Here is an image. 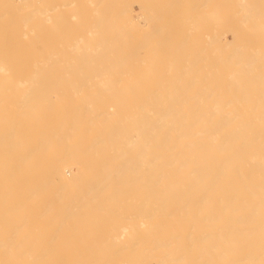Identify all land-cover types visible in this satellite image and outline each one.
Here are the masks:
<instances>
[{"label":"bare ground","instance_id":"bare-ground-1","mask_svg":"<svg viewBox=\"0 0 264 264\" xmlns=\"http://www.w3.org/2000/svg\"><path fill=\"white\" fill-rule=\"evenodd\" d=\"M193 1L0 0V264H264V0Z\"/></svg>","mask_w":264,"mask_h":264},{"label":"rangeland","instance_id":"rangeland-1","mask_svg":"<svg viewBox=\"0 0 264 264\" xmlns=\"http://www.w3.org/2000/svg\"><path fill=\"white\" fill-rule=\"evenodd\" d=\"M193 1V0H192ZM194 2V1H193ZM139 4L140 3H135L134 5H133V11H134V8H135V11H137V12H134V13H132V16H133V19L134 20H137V24H138V22L141 20V24H143V26L141 25V26H139L138 25V27H140V28H143V29H139L138 30V32L136 33V35H138V37H140L139 39H141V40H144L145 41V38H146V36L148 35V33L149 32H152V31H154L153 29H155L156 27H160L159 25H161V24H163L165 21H163V20H167V19H169V20H171V18H170V14H166V17L164 18L163 16H162V18H159V20H151L152 21V23H151V21L150 22H147V19H145V17H143V20H142V16H143V14L142 13H144L143 12V10H141V8L139 7ZM193 5H194V3H193ZM141 6V5H140ZM140 9V10H139ZM193 11L191 12H189L188 13V9L187 10H183L182 12H181V15L180 14H178L177 16H176V18H173V19H176V22L177 23H181L183 20H184V17L185 16H188V15H192V13L193 12H195L196 13V15H195V13H193L194 14V16L198 19V17L197 16H199V14H200V16H201V14L202 13H199V12H201V11H203V10H201V9H198V13H197V11H196V8L195 7H193ZM132 11V12H133ZM207 10H204L203 11V14L206 12ZM182 13H183V15H182ZM66 15H69V14H67V13H65ZM136 14V15H135ZM198 14V15H197ZM140 15H142V16H140ZM179 16V17H178ZM184 16V17H183ZM193 16V15H192ZM199 16V17H200ZM137 17L139 18V19H137ZM141 18V19H140ZM164 18V19H163ZM183 18V19H182ZM163 19V20H162ZM193 19H195V18H193V17H191V21H193V24H195L196 23V21L194 22V20ZM196 19V20H197ZM139 20V21H138ZM160 20H162V21H160ZM168 20V21H169ZM199 20L200 19H198L197 21L199 22ZM149 21V20H148ZM158 21H160V22H158ZM172 21V20H171ZM201 22V25H200V23H198V25H197V23L195 24V25H193L192 26V29L194 30V32L196 33L195 34V37H199L200 35H201V33H203V32H205L206 30H207V28L206 27H201L202 26V20H200ZM136 22V21H135ZM147 22V23H146ZM162 22V23H161ZM167 22V21H166ZM160 23V24H159ZM168 23V24H167ZM167 23H164V25L165 24H167V30L169 31V30H172L173 29V27H172V25H171V22L169 21V22H167ZM169 23H170V26H168L169 25ZM140 24V23H139ZM146 24V27H147V25H148V27L146 28L144 25ZM150 24V25H149ZM162 26V25H161ZM196 26H200V27H196ZM150 27V28H149ZM170 27H172V29L170 28ZM184 27H185V30L188 28V27H186V26H184V24L182 23V25H180V26H178V27H176V28H178L179 29V31H185L184 30ZM137 28V27H136ZM151 29V31H149V29ZM183 28V29H182ZM189 28H191V26L189 27ZM194 28H196V29H194ZM199 28H200V30H199ZM146 29L148 30V31H146ZM175 29V28H174ZM67 30V29H66ZM141 30V31H140ZM144 32V33H143ZM148 32V33H147ZM52 33H53V37H56L57 36V32H56V30L55 31H52ZM141 33H142V35H141ZM145 34V38H144V35ZM147 34V35H146ZM3 37H4V34H1V36H0V40H2L3 39ZM58 37V36H57ZM226 38L227 39H229V41H232L233 40V35L231 34V33H228L227 34V36H226ZM59 39V38H58ZM157 39V38H156ZM152 41H154V40H152ZM151 46L153 45V44H150ZM127 46H128V48L129 49H131V50H133V49H136V50H138V48H140L136 43H135V38H133V37H131V36H129V37H127ZM58 47V46H57ZM151 49V47H149L148 48V51L146 52V51H143L142 53H141V56H142V59L143 58H145V60H148V59H151L152 58V56L150 55V50ZM168 51H169V47H165L164 48V51L163 52H165V53H168ZM145 56V57H144ZM109 110H113V111H115L116 110V107L115 106H113V105H111V107H109ZM61 117H63L64 116V114H65V110L64 109H60L59 110V113H58ZM68 175H69V178H70V172H68L67 173ZM111 218H114L113 216H110V219ZM50 220V221H49ZM83 220H85V219H83ZM54 221H56V219L55 220H53V218H44V223H45V226H47V224H49V223H52V222H54ZM127 221V220H126ZM117 238H119L118 240L119 241H117L118 243L117 244H120V245H124V243H125V241H127V239L129 238V230L128 231H125V232H122V231H118L117 233ZM107 236H108V232L106 233V232H103V234L100 236V238H102V239H105V238H107ZM121 239V240H120ZM121 241H123V244H122V242ZM16 244H13V246H12V248L15 246ZM137 252V251H136ZM136 252H133V253H136ZM5 253V251H0V254H4ZM50 254H52V252H49ZM93 253H100V252H93ZM6 254V253H5ZM58 254H61V256H62V258H66V257H68V256H70V255H78V254H85V253H81V252H78V251H60Z\"/></svg>","mask_w":264,"mask_h":264}]
</instances>
